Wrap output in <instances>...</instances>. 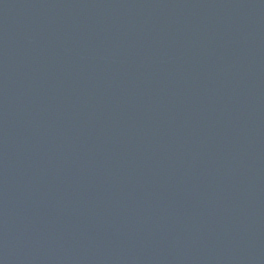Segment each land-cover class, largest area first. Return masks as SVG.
<instances>
[{
    "label": "water",
    "instance_id": "water-1",
    "mask_svg": "<svg viewBox=\"0 0 264 264\" xmlns=\"http://www.w3.org/2000/svg\"><path fill=\"white\" fill-rule=\"evenodd\" d=\"M0 264H264V0H0Z\"/></svg>",
    "mask_w": 264,
    "mask_h": 264
}]
</instances>
